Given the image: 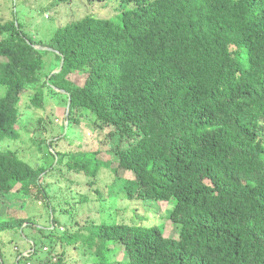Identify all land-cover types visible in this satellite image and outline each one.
Masks as SVG:
<instances>
[{
	"label": "trees",
	"instance_id": "trees-1",
	"mask_svg": "<svg viewBox=\"0 0 264 264\" xmlns=\"http://www.w3.org/2000/svg\"><path fill=\"white\" fill-rule=\"evenodd\" d=\"M118 1L120 22L87 17L54 33L51 44L65 63L48 79L54 92L69 95L70 124L81 111L128 132L133 143L113 149L114 168L98 160L97 147L90 158L81 145L70 153L59 140L30 139L23 148L38 156L20 157L12 143L21 139L22 98L45 67L17 19L0 20V204L23 210L22 197L34 206L44 197L51 207L57 190L68 204L89 202L74 186L90 193L105 166L119 178L130 174L128 195L137 201L167 203L179 236L166 237L163 226L139 214L130 224L110 217L79 224L80 236L65 249L82 242L101 264H117L120 252L122 264H264V0ZM75 72L85 75L82 85L68 79ZM30 101L34 108L44 103L38 95ZM45 149L50 168H35ZM31 182L36 192L27 189ZM71 210L69 221L78 216ZM25 213L0 222L2 245L1 233L37 227ZM63 258L53 256L57 264Z\"/></svg>",
	"mask_w": 264,
	"mask_h": 264
},
{
	"label": "rangeland",
	"instance_id": "rangeland-1",
	"mask_svg": "<svg viewBox=\"0 0 264 264\" xmlns=\"http://www.w3.org/2000/svg\"><path fill=\"white\" fill-rule=\"evenodd\" d=\"M120 9L121 6L118 0L106 3H89L88 0H0L1 21H15L17 19V25H21L22 31L26 34L24 35L30 41L48 45L47 47L50 49L42 52L45 67L43 73L46 75L40 73L35 87L33 89L28 88L22 98V117L18 125L21 139L12 143L14 149L19 152L20 157H24L27 161L35 159L38 156L36 150H26L23 147L26 143H30V139L40 138L45 143L59 140L60 148L75 154L82 152L77 147L81 145L83 151L90 158H94L91 153L96 151L97 147V151H100L98 154L99 161L112 164V168L119 166L114 150L121 141L124 148H127L129 143H133L131 139H128V132L115 131L117 129L95 123V115L83 116L81 111L77 115L78 122L70 124V121H68L70 117L69 99L64 102L63 98L66 99V96L56 94L58 90L56 89V92L52 90V85L50 86L48 79L52 71L54 73L60 71L57 63H64L63 55L51 44L54 33L60 27L72 22H80L87 17L109 19L118 23L120 22L118 17ZM84 76L75 72L68 79L70 82L82 85L85 80ZM34 95L43 97L42 107H32L30 97L33 98ZM262 125L264 128V122ZM66 126L68 127L66 128ZM132 132L136 134V129H133ZM46 151L45 149L38 163H32L35 168H50L52 157ZM80 158V156L75 157L76 161H79ZM98 171L97 182L90 193H88L90 188L84 184L74 186V193L88 194L90 197L89 202L76 200L72 202L73 204H68V198L63 199L64 193L57 190L53 194L55 197L49 199L51 207H49L48 201L44 197L41 201H38L37 206L22 197L20 202L24 204L23 210L20 207L14 209L8 207L7 201V204H0V222L2 220L25 219V212H29L32 214L33 221L38 224L34 229H26L25 233L22 229L1 233L2 238L4 237L7 241L5 245L0 243V254L2 253L0 264H57L53 256H62L63 254V264H101L96 262L94 254L87 253V250L82 248L84 246L82 242L77 243V249L74 247L65 249V247L80 236L81 225L79 224L87 223L88 225L90 222L87 221L102 223L110 220V217L116 222L123 219L130 224L139 222L136 218L139 214V216L163 226L166 237L178 238V227L168 220L167 203H158L154 200L137 201L135 193L132 197L128 195V183L125 179L130 177V174L125 173L122 178H119L114 175L112 169H106L105 166L98 168ZM49 181L51 187L55 185L54 177H50ZM135 183L136 181L132 180L129 183L130 187L135 188ZM56 184L61 186L59 181ZM26 186L31 192H36L35 185L32 182ZM100 194H104L107 198L103 201L100 200ZM125 194L129 196L130 200L127 199ZM69 195L74 196L72 191H69ZM63 201L66 214L61 216V212L57 208H60L59 205ZM53 208L56 209L55 214ZM72 208L78 216L69 221L68 219L73 215ZM65 217H68V219ZM32 243L35 244V253L29 257H24V252L30 251L34 247ZM16 247L21 248L19 257ZM115 260L118 261L117 264H122L127 261V256L125 253L120 252ZM103 264H107V262L103 261Z\"/></svg>",
	"mask_w": 264,
	"mask_h": 264
},
{
	"label": "clouds",
	"instance_id": "clouds-1",
	"mask_svg": "<svg viewBox=\"0 0 264 264\" xmlns=\"http://www.w3.org/2000/svg\"><path fill=\"white\" fill-rule=\"evenodd\" d=\"M26 41H27V43L28 44H30L32 47H34L36 50H38L39 52H41V58H43V54H42V52H44V51H48V50H50L47 46L48 45H43V44H40V42H36V43H34V42H32V41H30L27 37H26ZM44 50V51H43ZM63 58H64V56H63ZM43 61H44V59H43ZM64 63H65V59H64ZM64 63L63 64H60V63H57L58 65H59V69H60V71H57L58 73L59 72H61L62 70H63V68H64ZM56 72V73H57ZM58 92L60 93V94H62V95H68V93L66 92V91H59L58 90ZM69 96V95H68ZM70 100V99H69ZM71 105V104H70ZM70 108V107H69ZM20 121V120H19ZM68 121H69V119H68ZM19 124V123H18ZM68 126H66V128H67ZM26 237V236H25ZM29 241V240H28ZM29 243H30V241H29ZM33 245H34V247L32 248V249H30V251H25L24 252V257H29V256H31L32 254H34L35 252H34V250H35V244L34 243H32ZM27 252H29L28 254H26Z\"/></svg>",
	"mask_w": 264,
	"mask_h": 264
},
{
	"label": "water",
	"instance_id": "water-1",
	"mask_svg": "<svg viewBox=\"0 0 264 264\" xmlns=\"http://www.w3.org/2000/svg\"><path fill=\"white\" fill-rule=\"evenodd\" d=\"M70 104H71V100H69V105L68 106H70Z\"/></svg>",
	"mask_w": 264,
	"mask_h": 264
},
{
	"label": "crops",
	"instance_id": "crops-1",
	"mask_svg": "<svg viewBox=\"0 0 264 264\" xmlns=\"http://www.w3.org/2000/svg\"><path fill=\"white\" fill-rule=\"evenodd\" d=\"M29 242V241H28Z\"/></svg>",
	"mask_w": 264,
	"mask_h": 264
}]
</instances>
